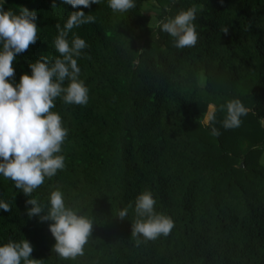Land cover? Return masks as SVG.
<instances>
[{
	"label": "trees",
	"instance_id": "obj_1",
	"mask_svg": "<svg viewBox=\"0 0 264 264\" xmlns=\"http://www.w3.org/2000/svg\"><path fill=\"white\" fill-rule=\"evenodd\" d=\"M134 2L119 13L108 0L80 9L64 0H0L4 10L27 8L37 16L38 39L13 61V86L41 57L49 66L62 59L56 24L63 28L77 10L95 17L67 37L70 45L74 36L88 45L74 57L88 103L58 97L51 109L68 132L59 153L65 168L31 197L0 175V201L11 205L0 209V246L26 239L38 264H264V0ZM193 5L202 6L194 22L198 42L177 49L157 22ZM233 99L249 111L239 128L226 130V108H219ZM209 105L218 110L206 126ZM57 189L67 207L94 223L84 254L74 260L52 250V221L27 215L29 198L46 213ZM145 191L174 228L153 241L140 237L137 245L131 223ZM124 208L128 215L120 220Z\"/></svg>",
	"mask_w": 264,
	"mask_h": 264
},
{
	"label": "clouds",
	"instance_id": "obj_2",
	"mask_svg": "<svg viewBox=\"0 0 264 264\" xmlns=\"http://www.w3.org/2000/svg\"><path fill=\"white\" fill-rule=\"evenodd\" d=\"M73 8H89L99 4L100 0H64ZM222 3L223 0H220ZM113 12L125 13L136 7L134 0H108ZM198 10L202 6L193 5L187 10H180L174 17L157 22V27L174 39L177 49L194 47L198 42L196 24ZM36 13L22 8L19 14L4 10L0 6V175L11 180L16 189L31 197L35 189L44 184L45 178L51 179L58 170L65 168V157L60 155L62 144L68 135L62 126L59 114L51 111L54 101L62 97L65 104L86 106L89 89L79 79L80 68L77 59L81 50L88 47L85 40L74 36L71 45L67 39L69 31L83 24L95 23V17L77 10L69 14L63 28L56 24L59 34L54 41L56 51L61 58H56L49 66L46 57H41L30 64L31 75L23 74L18 84L13 86L10 80L15 75L13 61L18 54L26 52L36 43L38 27ZM228 34V27L221 30ZM67 81V86L65 85ZM226 108V117L222 127L226 130L241 126V117L249 109L239 99H233L220 105ZM218 109L209 105L203 117L206 126L214 124ZM220 131L211 127V135L220 136ZM48 211L45 213L37 199L29 198L31 205L27 215L39 217L43 221H52L49 231L55 239L52 250L61 259L74 260L84 254V246L92 236L93 220L78 214V210L67 207L63 193L54 190L50 194ZM156 201L152 193L145 191L135 200V222L131 223V237L138 245L140 237L144 241H153L160 236H168L174 228L173 220L155 211ZM129 207H132L129 205ZM0 209L11 211V205L0 201ZM128 208L116 216L125 220ZM33 247L29 241L8 242L0 246V264H38L31 259Z\"/></svg>",
	"mask_w": 264,
	"mask_h": 264
},
{
	"label": "rangeland",
	"instance_id": "obj_3",
	"mask_svg": "<svg viewBox=\"0 0 264 264\" xmlns=\"http://www.w3.org/2000/svg\"><path fill=\"white\" fill-rule=\"evenodd\" d=\"M145 8L148 10V12L150 13V14H154V11H152L153 9H151V8H148V6H145ZM156 21H155V19H152V21H151V23L152 24H154ZM213 106V105H212ZM208 110H209V107H208ZM207 110V111H208ZM207 113V112H206ZM206 113L204 114V115H206ZM204 115H203V117H204ZM202 121V123H203V119L201 120ZM204 124V123H203ZM261 161L262 162H264V151H263V154H262V157H261Z\"/></svg>",
	"mask_w": 264,
	"mask_h": 264
},
{
	"label": "water",
	"instance_id": "obj_4",
	"mask_svg": "<svg viewBox=\"0 0 264 264\" xmlns=\"http://www.w3.org/2000/svg\"><path fill=\"white\" fill-rule=\"evenodd\" d=\"M240 166H242V164H240Z\"/></svg>",
	"mask_w": 264,
	"mask_h": 264
}]
</instances>
